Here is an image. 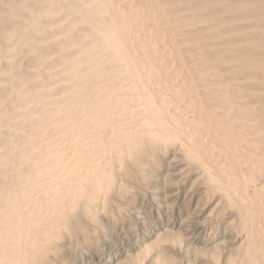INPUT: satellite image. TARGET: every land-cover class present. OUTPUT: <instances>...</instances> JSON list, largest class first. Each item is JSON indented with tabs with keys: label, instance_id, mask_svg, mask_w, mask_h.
<instances>
[{
	"label": "rangeland",
	"instance_id": "obj_1",
	"mask_svg": "<svg viewBox=\"0 0 264 264\" xmlns=\"http://www.w3.org/2000/svg\"><path fill=\"white\" fill-rule=\"evenodd\" d=\"M146 1L0 0V264H264V0Z\"/></svg>",
	"mask_w": 264,
	"mask_h": 264
},
{
	"label": "bare ground",
	"instance_id": "obj_2",
	"mask_svg": "<svg viewBox=\"0 0 264 264\" xmlns=\"http://www.w3.org/2000/svg\"><path fill=\"white\" fill-rule=\"evenodd\" d=\"M145 1H146V0H145ZM146 2H147V1H146ZM141 4H142V3H141ZM137 5H138V4H137ZM140 8H141V7H140ZM128 9H129V8H128ZM130 10H131V9H130ZM133 11H134V10H133ZM155 11H156V10H155ZM117 12H119V10H118ZM140 12H141V11H140ZM136 13H137V12H136ZM138 13H139V12H138ZM152 13H153V12H152ZM152 13H151V14H152ZM151 14H150V15H151ZM118 15L120 16V14H118ZM129 15H130V14H129ZM130 16H131V15H130ZM146 16H147V15H146ZM159 17H160V16H159ZM134 18H135V17H134ZM149 18H150V17H149ZM162 20H163V19H162ZM136 22H137V21H136ZM133 23H134V22H133ZM122 26H123V25H122ZM136 26H137V25H136ZM136 26H135V27H136ZM141 26H142V25H141ZM144 26H145V25H144ZM145 28H146V27H145ZM154 28H155V27H154ZM154 28H153V29H154ZM126 29H127V28H126ZM131 29H132V28H131ZM159 31H160V30H159ZM124 32H125V31H124ZM134 32H135V31H134ZM152 33H153V32H152ZM158 33H159V32H158ZM127 34H128V33H127ZM130 34H131V33H130ZM149 34H150V33H149ZM133 36H134V33H133ZM133 36H132V37H133ZM135 36H137V35L135 34ZM160 36H161V35H160ZM138 37H139V36H138ZM141 37H142V36H141ZM141 37H139V38L141 39ZM144 37H145V36H144ZM135 38L137 39V37H135ZM136 39H134V40H136ZM138 40H139V39H138ZM144 42H145V40H144ZM148 42H149V41H148ZM152 42H153V41H151L150 43H152ZM165 42H166V41H165ZM152 44H153V43H152ZM157 44H159V43H157ZM157 44H156V42H155V46H156ZM162 44H163V43H162ZM140 45H141V44H140ZM149 45H150V44H149ZM149 45H147V43H146V46H149ZM153 45H154V44H153ZM160 45H161V44H160ZM164 45H165V44H164ZM150 46H152V45H150ZM160 47H161V46H159L158 49H159ZM139 48H140V47H139ZM141 48H142V46H141ZM144 48H146V47L143 46V50H144ZM151 48H152V47H151ZM161 48H163V47H161ZM176 48H177V47H176ZM146 49H148L149 53H150L151 50H152V49H150L149 47H147ZM155 49H156V47H155ZM143 50H142V51H143ZM177 50H178V49H177ZM153 51H154V49H153ZM155 51H156V50H155ZM157 51H160V53L163 51L166 55H167V53H168V52L166 53V52L164 51V49H162V50H157ZM139 52H140V51H139ZM145 52H146V51H145ZM163 52H162V53H163ZM175 52H176V51H175ZM177 52H178V51H177ZM177 52H176V53H177ZM141 53H142V52H141ZM151 53H153V52H151ZM162 53H161V56L164 55V57H163L162 60L166 61V64H167V62H169V61H168L169 58H168L165 54H162ZM180 53H181V52H180ZM138 54H140V53H138ZM143 54H144V53H143ZM143 54H142V57H143ZM181 54H182V53H181ZM144 55H145V54H144ZM150 55H151V54H150ZM177 55H178V54H177ZM179 55H180V54H179ZM148 56H149V55H148ZM159 56H160V55H159ZM179 57H180V56H179ZM147 58L150 59L151 57H147ZM147 58L144 57L145 62H146L147 64H149V67H153L154 64H156V63H153V64L151 63V62H152V60H151L152 58L150 59L151 61H150V63H149V60H148ZM174 58H175V57H174ZM181 58H182V57H181ZM181 58H180V59H181ZM184 58L187 59L186 55L184 56ZM180 59H177V61H176L177 63H175V65H174L175 67H173V70H170L171 72H169V71L167 72V73H170V75L168 74V75L170 76L169 78H171V79L173 80V82H172V80L170 79L169 82L171 81V82L174 83L175 85L177 84V85H178V86H177L178 88L175 86L177 89L174 88V90L170 92V94H169L170 97H169L168 95H166L165 98H164V99H165L164 102H170V101H171V98H173L172 101H174V100H175L174 97H176V99H177V98H180V96L182 95L181 93L183 92V91L180 92V90H181V88H182V87H180V85H184V84L187 83V82H186V78H185L186 76H185V75L183 76L184 73L182 74V66H183V64H182V66H181V63H182L183 61L181 62ZM144 60H143V61H144ZM171 60H172V59H171ZM154 62H155V61H154ZM171 62H172V61H171ZM166 64L164 63L165 66H166ZM162 65H163V62H162ZM165 66H164V67H165ZM169 66H170V65H169ZM171 67H172V65H171ZM144 68H145V67H144ZM154 68H155V67H154ZM161 69H162V68H161ZM171 69H172V68H171ZM151 70H152V69H151ZM153 70H155V69H153ZM162 70H163V69H162ZM162 70H161V71H162ZM167 70H168V69H167ZM159 71H160V70H159ZM183 71H184V70H183ZM145 72H146V71H145ZM145 72H144V73H145ZM154 72H155V71H154ZM163 72H164V71H163ZM155 73H156V72H155ZM157 74H158V72H157ZM161 75H162V74H161ZM152 77H153V76H152ZM155 77H156V76H155ZM165 78H166V77H165ZM155 80H156V79H155ZM155 80H154V81H155ZM161 80H162V79H161ZM187 80H188V79H187ZM151 81H152V80H151ZM151 81H150V82H151ZM150 82H149V83H150ZM152 83H153V82H152ZM165 83H166V82H165ZM167 83H168V82H167ZM154 84H156V83H154ZM163 84H164V81H163ZM156 85H157V84H156ZM164 85H165V84H164ZM172 85H173V84H171V86H172ZM154 86H155V85H154ZM162 86H163V85H162ZM165 86H166V85H165ZM183 87H184V86H183ZM187 87H188V86H187ZM166 88H167V87H166ZM184 88L186 89V85H185ZM165 91H166V90H165ZM167 92H168V91H167ZM185 92H186V91H185ZM185 92H184V94H185ZM180 94H181V95H180ZM184 94H183V95H184ZM179 95H180V96H179ZM162 97H163V96H162ZM167 97H168V98H167ZM166 98H167V99H166ZM192 98H193V97H192ZM169 99H170V100H169ZM188 99H189V98H188ZM161 100H162V98H161ZM167 100H168V101H167ZM177 100H178V99H177ZM190 100H191V98H190ZM183 101H184V99H183ZM188 101H189V100H188ZM188 101H187V102H188ZM193 101H194V100H193ZM193 101L191 100V102H193ZM181 102H182V100H180V103H181ZM187 102H186V101H185V103L182 102V103L180 104V107L177 106V107H179V108H177V107L171 108V109H173V111H174L176 114H175V113L173 114L172 111L168 110V113H169V111H170L171 114H173V115L175 116V119H176L177 117H180L179 119H176V120H175L174 118H171L170 121H172L173 119L175 120V121H173L175 127L177 128V130H178L180 133L182 132L181 134H183L184 136H186V132L189 131L188 129L196 130V131H193V133H194V132L200 131L201 128H202V127L200 128V125L198 126V124H197V125L195 124V122L198 123V121H199L198 119H199V118L197 117V118H198V119H197L198 121H197L196 119H195L196 121H194V118H190V117H192V115L189 117V119H191L192 121H189V120H188V124H189V122H190L191 124H192V122H194V123H193V125L191 126V128H190V127H189V128H186V126L188 125L187 122H186V119H187L188 117L186 118L185 115H188L189 112H190V111L192 112V110L195 108V107H194L192 110H188L187 107L185 106V105H187V106L189 105V104H186ZM194 102H195V101H194ZM194 102H193V103H194ZM198 102H199V101H198ZM171 103H172V102H171ZM175 103H176V102H175ZM188 103H190V101H189ZM178 104H179V103H178ZM195 104H196V102H195ZM197 104H198V103H197ZM198 105H199V104H198ZM162 106H163V104H162ZM166 106H167V105H166ZM202 107H203V105H202ZM205 107H206V105H205ZM169 108H170V107H169ZM189 108H191V107H189ZM196 108H197V107H196ZM166 109H167V108H166ZM193 112H194V111H193ZM202 112H203V111H202ZM166 113H167V112H166ZM183 114H185V115H183ZM201 114H203V113H201ZM182 115H183V117L181 118ZM193 115H194V114H193ZM196 115H197V114H196ZM196 115H195V116H196ZM199 116H200V115H199ZM171 117H172V115H171ZM193 117H194V116H193ZM204 118H206V117H204ZM204 118H203V119H204ZM184 119H185V120H184ZM206 120H207V119H206ZM201 121H202V120H201ZM202 122H203V121H202ZM206 123H208V122H206ZM186 124H187V125H186ZM207 127H210V126L208 125ZM203 129H205V128L203 127ZM210 130H211V127H210ZM178 131H177V132H178ZM201 131H203V130H201ZM201 131H200V133H201ZM211 131H212V130H211ZM203 132H204V131H203ZM203 132H202L201 134H204ZM209 132H210V131H209ZM210 134H211V133H210ZM210 134H209V135H210ZM213 134H214V132H213ZM198 135H199V137H200V134H198ZM198 135H197V136H198ZM209 135H208V136H209ZM214 135H215V134H214ZM193 136H194V134H193ZM197 136H196V139H197ZM202 136H203V135H202ZM206 136H207V135H206ZM215 136H216V135H215ZM183 138H184V137H183ZM186 138H187V137H185V139H186ZM188 139H189V138H188ZM188 139H187V140H188ZM209 139H210V137H209ZM200 140H201V138H200ZM189 141H190V140H189ZM210 141H211V140H210ZM191 142H192V140H191ZM191 142H190V144H193L195 141H193L192 143H191ZM196 143H198V142H196ZM196 143H195V144H196ZM242 183H243V182H242ZM245 184H246V183H245ZM244 188H245V187H244ZM242 189H243V187H242ZM243 190H244V189H243ZM243 190H242V191H243ZM242 193H243V192H242ZM242 196H244V195H242ZM240 197H241V196H240ZM240 199H241V198H240ZM246 204H247V203H246ZM257 208H258V207H257ZM257 214H258V213H257ZM262 214H263V213H262ZM254 215H255V214H254ZM256 219H257V218H256ZM263 219H264V217H263ZM261 224H262V223H261ZM262 231H263V230H262Z\"/></svg>",
	"mask_w": 264,
	"mask_h": 264
}]
</instances>
